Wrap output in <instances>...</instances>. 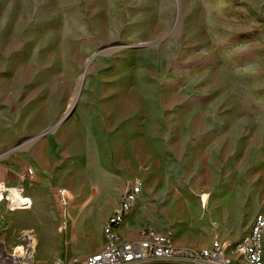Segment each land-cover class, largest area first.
Listing matches in <instances>:
<instances>
[{
	"label": "rangeland",
	"instance_id": "1",
	"mask_svg": "<svg viewBox=\"0 0 264 264\" xmlns=\"http://www.w3.org/2000/svg\"><path fill=\"white\" fill-rule=\"evenodd\" d=\"M0 155V182L34 202H0V243L30 232L32 264L96 251L136 178L129 215L177 245L247 235L264 213V0H0Z\"/></svg>",
	"mask_w": 264,
	"mask_h": 264
},
{
	"label": "built area",
	"instance_id": "2",
	"mask_svg": "<svg viewBox=\"0 0 264 264\" xmlns=\"http://www.w3.org/2000/svg\"><path fill=\"white\" fill-rule=\"evenodd\" d=\"M143 182L136 178L129 181L121 195V202L107 219L104 225L105 246L81 260L58 259L53 264H152L157 262L198 264L208 260L209 264H221L220 259L232 264L226 250L232 249L243 255L249 264H264V215L257 214L250 232L237 242L213 241L210 248L201 250L177 247L174 231L170 228L158 230L145 227L136 238L124 237L120 228L131 212L141 192ZM21 194V187L8 188L0 182V202L7 200L11 209H16L18 200L13 195ZM24 195V194H23ZM57 200L65 207L70 203V193L63 187L56 189ZM30 232H23L21 241L13 248L0 243V264H32L36 244Z\"/></svg>",
	"mask_w": 264,
	"mask_h": 264
},
{
	"label": "crops",
	"instance_id": "3",
	"mask_svg": "<svg viewBox=\"0 0 264 264\" xmlns=\"http://www.w3.org/2000/svg\"><path fill=\"white\" fill-rule=\"evenodd\" d=\"M123 191H124V189H123ZM123 191L121 192V195H122ZM70 192H71V191H70ZM121 195H120V200H119L118 198L115 199V203L113 204L114 206L111 207V209L109 210V212H108V214H107V215H108V218H109V216L112 214V212H113L116 208L119 207L120 202H121ZM27 198L30 200V204H29V206H17V208H25V207L29 208V207L34 203L33 200H32V198H30V197H27ZM34 200H35L36 202L38 201L37 199H34ZM116 205H117V207L113 210V208H114ZM29 209H31V208H29ZM112 210H113V211H112ZM257 214H263V215H264V213H256V214L254 215L253 219H252V222H251V225H250V229H249V230H251L252 223H253L254 218L256 217ZM108 218H107V219H108ZM106 221H107V220H106ZM105 223H106V222H105ZM145 227H147V226L142 227V226H141V223L136 222V221L134 220V218L128 214V216L125 218V220H124V222H123V224H122V226H121V228H120V232H121V234H122L124 237H126V238H128V239H133V238H136V237L139 235L140 230L143 229V228H145ZM164 230H165V229H164ZM226 232H227L226 230H222V231H221V234H220V239H217V240H219V241H221V242H227V241H228V240H227L228 236H227V233H226ZM249 232H250V231H249ZM103 234H104V231H103ZM243 237H244V236H241V237H239V238H238V236H232V237L230 236V238L232 239L231 242H237V241H239V240H240L241 238H243ZM231 239H230V240H231ZM104 240H105V239H104ZM175 244H176V243H175ZM211 245H212V243L209 245V241L206 242V246H207V248H210ZM104 246H105V242H104V244H103V243L99 244V246L97 247L96 251H94V252H98V251L102 250V249L104 248ZM176 246H177V247H181V248L190 249V248L187 247L188 245H177V244H176ZM201 249H203V248H201ZM201 249H195V250H201ZM89 252H90V251H89ZM89 252H87V253H89ZM94 252H91V253H94ZM91 253H90V254H91ZM226 254H227V256L232 260V264H239L240 261H242L243 264H249V263H247L245 257H244L243 255H241L239 252H236V251H234V250H232V249H227V250H226ZM83 256H84V255H83ZM83 258H85V257H83ZM83 258H81V259H83ZM81 259H76V260H81ZM198 264H209V262H208V260L204 259V260H200Z\"/></svg>",
	"mask_w": 264,
	"mask_h": 264
},
{
	"label": "water",
	"instance_id": "4",
	"mask_svg": "<svg viewBox=\"0 0 264 264\" xmlns=\"http://www.w3.org/2000/svg\"><path fill=\"white\" fill-rule=\"evenodd\" d=\"M75 104H76V101L74 103V105L72 106V108L66 113L65 116H63L57 123H55L50 129H48L47 131H45L44 133L40 134L39 136L37 137H40L41 135L49 132V131H52L53 129H55L58 125H60V123H62L63 121H65L66 119H68L72 113L74 112V108H75ZM3 155V154H2ZM0 155V157L2 156ZM152 264H179V263H168V262H157V263H152Z\"/></svg>",
	"mask_w": 264,
	"mask_h": 264
},
{
	"label": "bare ground",
	"instance_id": "5",
	"mask_svg": "<svg viewBox=\"0 0 264 264\" xmlns=\"http://www.w3.org/2000/svg\"><path fill=\"white\" fill-rule=\"evenodd\" d=\"M14 195L21 197V199H16V200H18V203H19L18 206H25V205L29 204V200L25 197V195L21 194L19 191H16ZM14 195H13V197H14ZM34 242L36 244V240H34ZM36 247H35V253H36ZM34 259H35V255H34ZM220 262H221V264H228L223 259H220Z\"/></svg>",
	"mask_w": 264,
	"mask_h": 264
}]
</instances>
